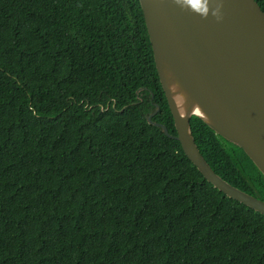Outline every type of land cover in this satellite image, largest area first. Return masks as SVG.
Instances as JSON below:
<instances>
[{"label":"trees","instance_id":"obj_1","mask_svg":"<svg viewBox=\"0 0 264 264\" xmlns=\"http://www.w3.org/2000/svg\"><path fill=\"white\" fill-rule=\"evenodd\" d=\"M155 105L176 136L138 0H0V264H264V216L147 122ZM190 125L264 201L246 154Z\"/></svg>","mask_w":264,"mask_h":264},{"label":"water","instance_id":"obj_2","mask_svg":"<svg viewBox=\"0 0 264 264\" xmlns=\"http://www.w3.org/2000/svg\"><path fill=\"white\" fill-rule=\"evenodd\" d=\"M138 1L176 136L151 121L158 105L147 122L180 143L207 183L264 216V201L211 169L190 125L199 119L241 149L264 177V12L255 0Z\"/></svg>","mask_w":264,"mask_h":264}]
</instances>
